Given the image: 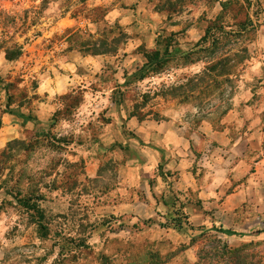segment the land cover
Returning a JSON list of instances; mask_svg holds the SVG:
<instances>
[{
  "label": "rangeland",
  "instance_id": "obj_1",
  "mask_svg": "<svg viewBox=\"0 0 264 264\" xmlns=\"http://www.w3.org/2000/svg\"><path fill=\"white\" fill-rule=\"evenodd\" d=\"M42 1L0 0V44L23 47L12 63L0 50L15 112L2 113L0 84V264H264V0ZM212 25L235 35L229 55L248 51L232 88L210 98L217 113L194 124L195 102L158 99L159 121L140 122L128 119L133 99L112 103L157 36L177 34L185 52ZM83 41L113 52H81ZM202 68L171 69L135 90ZM18 192L39 195L46 238ZM177 213L189 223L180 231Z\"/></svg>",
  "mask_w": 264,
  "mask_h": 264
},
{
  "label": "trees",
  "instance_id": "obj_2",
  "mask_svg": "<svg viewBox=\"0 0 264 264\" xmlns=\"http://www.w3.org/2000/svg\"><path fill=\"white\" fill-rule=\"evenodd\" d=\"M87 0H75L73 5H84ZM68 6L71 5V0H66ZM47 0H43L42 4H46ZM225 4L222 5L223 9ZM34 18L39 12H33ZM8 23L16 25V20L11 17H6ZM34 22V21H32ZM25 25V22L23 23ZM177 34H170L168 36L159 35L155 42V48L152 50L141 49V54L145 62L136 69V71L123 76V84L117 86L112 92L111 101L117 107L125 104L127 100L132 101L131 109L128 111V119L135 118L140 122L154 119L159 121V114L155 112L154 107L158 104L156 100L160 99L164 102L178 101L179 103L195 102L198 108L197 118L193 119L194 124L199 122V118H206L217 113L220 108L218 106H211L210 98L215 94L223 96L226 92V87L232 88L233 79L236 78L237 69L248 58V51L246 49L238 50L231 55L228 54L227 48L230 40L235 36L231 33H226L223 28L217 26H209L204 35L197 41L188 51H182L176 40ZM3 44V45H2ZM96 44L89 45L84 41L80 44L81 52L92 55L110 54L111 49L107 43L101 45V49H97ZM0 50L4 54V59L9 62H16L23 56V47L18 43H13L6 46V42H1ZM219 55L217 58L215 56ZM197 63H202L203 68L196 73L183 79L181 83L171 86L153 87L145 92H137L135 90L139 83L144 80L161 75L171 69L179 70ZM0 84L3 85V90L6 94V105L2 111L3 114H15L11 109V104L14 101V95L10 93L13 89L11 83L4 85L0 78ZM37 88L36 85L33 87ZM33 95L32 98H34ZM206 111V112H205ZM19 117L25 121H36L31 115H25L19 112ZM1 125V122H0ZM10 150V149H9ZM21 193H15L14 199L17 204L29 213L30 221L36 225L37 234L39 238L44 239L49 234V227L46 221L45 212L39 205V195H27L21 197ZM181 210V208H179ZM175 219V228L177 231L183 229L184 226H189L188 218L184 214L177 213ZM221 233L227 236H236L243 238L248 235L235 233L230 230H220ZM222 252L229 258L235 257L238 250L228 249L226 245L221 247Z\"/></svg>",
  "mask_w": 264,
  "mask_h": 264
}]
</instances>
